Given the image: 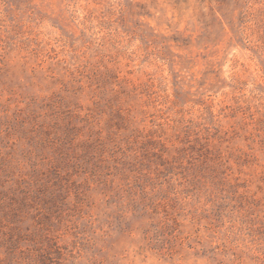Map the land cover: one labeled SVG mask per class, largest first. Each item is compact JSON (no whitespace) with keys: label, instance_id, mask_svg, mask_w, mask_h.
I'll return each instance as SVG.
<instances>
[{"label":"rangeland","instance_id":"1","mask_svg":"<svg viewBox=\"0 0 264 264\" xmlns=\"http://www.w3.org/2000/svg\"><path fill=\"white\" fill-rule=\"evenodd\" d=\"M0 264H264V0H0Z\"/></svg>","mask_w":264,"mask_h":264}]
</instances>
